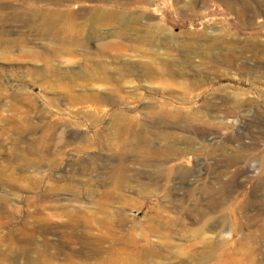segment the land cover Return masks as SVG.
I'll use <instances>...</instances> for the list:
<instances>
[{
  "label": "rangeland",
  "instance_id": "rangeland-1",
  "mask_svg": "<svg viewBox=\"0 0 264 264\" xmlns=\"http://www.w3.org/2000/svg\"><path fill=\"white\" fill-rule=\"evenodd\" d=\"M125 1L0 0V264H264V0Z\"/></svg>",
  "mask_w": 264,
  "mask_h": 264
},
{
  "label": "bare ground",
  "instance_id": "bare-ground-1",
  "mask_svg": "<svg viewBox=\"0 0 264 264\" xmlns=\"http://www.w3.org/2000/svg\"><path fill=\"white\" fill-rule=\"evenodd\" d=\"M180 1H183V0H176L177 3H179ZM211 1H214V0H188L187 2H183V5H181L182 6L181 9L178 7L177 8H178V10H182L185 14H188V12L189 13L191 12L193 14L194 12H196L197 7L208 6L211 3ZM216 1L220 2L224 6L228 7L237 17H240V16L243 17V16H245L246 13L247 14H249V13L253 14V11L250 8L251 4L248 2V0H216ZM149 3H151V0H126L124 3H121L118 6H116L115 10H109V11L105 10L104 11V17H111V18H113V17H126L125 14L131 15L132 10H134V9H137L136 11H139L138 13H136L138 16L145 15V14H147V9L145 7V4H149ZM263 6H264V4H263ZM257 7L259 9L260 5H257ZM258 9H256V10L253 9V10L255 12ZM137 15L135 16V18H132L133 16L131 15L130 19L137 20V18H138ZM256 16H257V14L253 17H256ZM209 20H211V19H209ZM52 23H53L52 20H48L46 22V24H52ZM217 24H215V25H217ZM150 25H151V29H154V30L159 31V29L161 30V28H162V26L159 23H157L156 21L155 22L151 21ZM217 28H218L217 32H215L214 33L215 35L214 36L212 35L213 37L211 38V40L213 41V42H211L212 46H210L208 44L209 45L208 47H210V51H209L210 57H212L214 60L219 61V62H223V63L228 62V61L234 62L237 59H239L240 57H243V54L245 55V53H248L250 57L251 56L252 57H260V53L264 52V42L263 43L260 42V40L257 38L258 35L257 36L249 35V37H251V38H248L247 40L245 39L246 40V41L244 40L245 43H243L241 46H239L238 51H235L234 48L236 47L235 44H236L237 40L230 38L229 37V36H231L230 32L225 31V30L223 31V29L219 27V24H218ZM211 32H214V30ZM208 39H209V37H208ZM237 39H239V38H237ZM207 42H208V40H207ZM221 46H226V49H229L230 53H228V52L223 53L220 50ZM231 46H233V47H231ZM210 60H212V59L210 58Z\"/></svg>",
  "mask_w": 264,
  "mask_h": 264
}]
</instances>
